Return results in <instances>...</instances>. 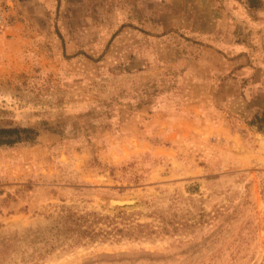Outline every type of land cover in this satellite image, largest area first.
<instances>
[{
    "label": "rangeland",
    "instance_id": "374dc122",
    "mask_svg": "<svg viewBox=\"0 0 264 264\" xmlns=\"http://www.w3.org/2000/svg\"><path fill=\"white\" fill-rule=\"evenodd\" d=\"M20 2L0 128L39 135L0 146L3 264H264V0ZM66 214L122 232L61 243Z\"/></svg>",
    "mask_w": 264,
    "mask_h": 264
},
{
    "label": "trees",
    "instance_id": "16d2710c",
    "mask_svg": "<svg viewBox=\"0 0 264 264\" xmlns=\"http://www.w3.org/2000/svg\"><path fill=\"white\" fill-rule=\"evenodd\" d=\"M248 127L255 129L256 132L264 133V110H262L260 114H255L251 117L248 122ZM38 135L39 131L36 128H0V146L12 147L22 143H33ZM111 220L112 219H109L108 217H99L96 214L92 215V219H89L87 216L75 217L72 214H66L65 216H59L58 219L53 222V228L50 230L53 235L52 238H57L61 243L69 240L78 243L85 238L95 239L98 236L106 237L109 234L118 235L119 232L121 233L122 230L114 225L109 230L102 228L96 229L94 227L95 223L101 221L110 222ZM130 229L131 228H129V230ZM13 240V237L0 238V264H3L5 258L8 256L5 248L8 250V243Z\"/></svg>",
    "mask_w": 264,
    "mask_h": 264
},
{
    "label": "crops",
    "instance_id": "0c3cea01",
    "mask_svg": "<svg viewBox=\"0 0 264 264\" xmlns=\"http://www.w3.org/2000/svg\"><path fill=\"white\" fill-rule=\"evenodd\" d=\"M20 1H22V0H7V3L6 4H9V14H14L15 13V10H16V8H19L22 4H21V2ZM16 7V8H15ZM17 40L19 41V42H21V43H23L24 44V39H22V38H20L19 36H18V38H17ZM262 51H263V53H264V46L262 47ZM264 55V54H263ZM263 62V63H262ZM261 69H263L264 70V56L263 57H261ZM219 126L216 128V130H218L219 132L220 131H225V130H227L226 129V127L225 126H222V123H219L218 124ZM227 132H224V133H222L221 135L222 136H224V137H226L228 134H226ZM230 133V132H229ZM234 136L235 135H230V137L233 139L234 138Z\"/></svg>",
    "mask_w": 264,
    "mask_h": 264
},
{
    "label": "built area",
    "instance_id": "2783aa9c",
    "mask_svg": "<svg viewBox=\"0 0 264 264\" xmlns=\"http://www.w3.org/2000/svg\"><path fill=\"white\" fill-rule=\"evenodd\" d=\"M5 12V0H0V29L4 26L6 21Z\"/></svg>",
    "mask_w": 264,
    "mask_h": 264
},
{
    "label": "water",
    "instance_id": "95a60500",
    "mask_svg": "<svg viewBox=\"0 0 264 264\" xmlns=\"http://www.w3.org/2000/svg\"><path fill=\"white\" fill-rule=\"evenodd\" d=\"M111 203L117 206H123V205L129 204L127 201H116V200H113Z\"/></svg>",
    "mask_w": 264,
    "mask_h": 264
}]
</instances>
